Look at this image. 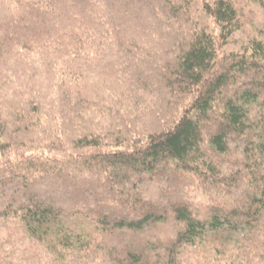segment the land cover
I'll list each match as a JSON object with an SVG mask.
<instances>
[{
    "label": "trees",
    "instance_id": "obj_1",
    "mask_svg": "<svg viewBox=\"0 0 264 264\" xmlns=\"http://www.w3.org/2000/svg\"><path fill=\"white\" fill-rule=\"evenodd\" d=\"M243 25L240 0H0V153L25 149L0 264H264V22L220 57Z\"/></svg>",
    "mask_w": 264,
    "mask_h": 264
},
{
    "label": "rangeland",
    "instance_id": "obj_2",
    "mask_svg": "<svg viewBox=\"0 0 264 264\" xmlns=\"http://www.w3.org/2000/svg\"><path fill=\"white\" fill-rule=\"evenodd\" d=\"M243 9H244V22L245 25H243V28L234 33L233 36L231 37V40L228 45L224 46L220 50V57L226 53H229L231 51H238L243 47V42L246 40L248 41L251 39L253 35L256 34L257 28L262 26L264 22L263 18V12L259 8L258 4H256L253 0H240ZM203 20V19H202ZM210 23L211 27L217 32L218 28L217 25L214 23L212 19L209 18H204L203 21H207ZM13 143V142H12ZM26 151L30 150L28 149V146L25 147ZM36 147H33L35 149ZM25 149H21L19 152L17 151V147L15 148H9L5 152L0 153V164L2 162H6L8 159L15 161L18 156H16L15 153H23ZM29 152H34L33 150L28 151ZM198 187V183L196 182V185L194 188ZM193 189V188H191Z\"/></svg>",
    "mask_w": 264,
    "mask_h": 264
}]
</instances>
